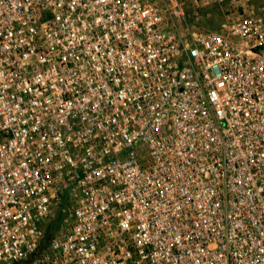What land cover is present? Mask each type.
<instances>
[{
    "label": "built area",
    "instance_id": "2783aa9c",
    "mask_svg": "<svg viewBox=\"0 0 264 264\" xmlns=\"http://www.w3.org/2000/svg\"><path fill=\"white\" fill-rule=\"evenodd\" d=\"M220 1L0 0V264H264V0Z\"/></svg>",
    "mask_w": 264,
    "mask_h": 264
},
{
    "label": "rangeland",
    "instance_id": "374dc122",
    "mask_svg": "<svg viewBox=\"0 0 264 264\" xmlns=\"http://www.w3.org/2000/svg\"><path fill=\"white\" fill-rule=\"evenodd\" d=\"M187 4V9L196 17V25L200 27L218 28L228 17L229 3L220 0H199L198 5H194L192 0H183ZM263 0H254V4L260 5ZM69 226V222L60 224L58 231Z\"/></svg>",
    "mask_w": 264,
    "mask_h": 264
},
{
    "label": "trees",
    "instance_id": "16d2710c",
    "mask_svg": "<svg viewBox=\"0 0 264 264\" xmlns=\"http://www.w3.org/2000/svg\"><path fill=\"white\" fill-rule=\"evenodd\" d=\"M64 212H60L55 219L49 221L46 226H44V232L41 239V247H45L50 241L52 235L58 231L61 221L63 220Z\"/></svg>",
    "mask_w": 264,
    "mask_h": 264
}]
</instances>
